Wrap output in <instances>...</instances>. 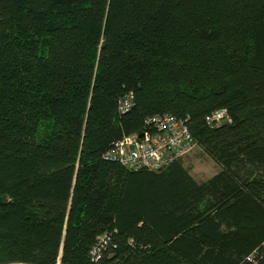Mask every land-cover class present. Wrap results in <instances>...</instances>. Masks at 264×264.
<instances>
[{
  "label": "trees",
  "instance_id": "trees-1",
  "mask_svg": "<svg viewBox=\"0 0 264 264\" xmlns=\"http://www.w3.org/2000/svg\"><path fill=\"white\" fill-rule=\"evenodd\" d=\"M163 113L216 175L102 159ZM263 244L264 0H0V264H244Z\"/></svg>",
  "mask_w": 264,
  "mask_h": 264
},
{
  "label": "built area",
  "instance_id": "built-area-1",
  "mask_svg": "<svg viewBox=\"0 0 264 264\" xmlns=\"http://www.w3.org/2000/svg\"><path fill=\"white\" fill-rule=\"evenodd\" d=\"M132 106V93H128L118 102V113L125 114ZM188 118L176 117L171 113L146 117L145 130L138 134L124 135L114 142L102 154V159L118 164L130 172L140 170L159 171L170 163L190 153L197 145L188 125ZM230 122L226 108H219L205 116L204 123L214 129ZM91 248L92 262H97L111 242L109 234H103ZM244 264H264V244L254 248L244 258Z\"/></svg>",
  "mask_w": 264,
  "mask_h": 264
},
{
  "label": "rangeland",
  "instance_id": "rangeland-1",
  "mask_svg": "<svg viewBox=\"0 0 264 264\" xmlns=\"http://www.w3.org/2000/svg\"><path fill=\"white\" fill-rule=\"evenodd\" d=\"M186 157H189L190 160L185 161V166L189 169L191 175L198 181L206 179L219 170L218 166L207 157L197 145Z\"/></svg>",
  "mask_w": 264,
  "mask_h": 264
},
{
  "label": "crops",
  "instance_id": "crops-1",
  "mask_svg": "<svg viewBox=\"0 0 264 264\" xmlns=\"http://www.w3.org/2000/svg\"><path fill=\"white\" fill-rule=\"evenodd\" d=\"M189 154H190V153H188L187 155H189ZM187 155L183 156V157H182L181 159H179V160L181 161V164H182L183 168H184L185 170H187L188 174H189V175H190V176H191L196 182H198V183H201V182H204V181L210 179L211 177H213L214 175H216V174L220 171V168L218 167L219 170H218L216 173H213V175L207 177V178L204 179V180L198 181V180H196V178H194V177L191 175L189 169L185 166V164H186L185 161H186V160H187V161L190 160L189 157H186Z\"/></svg>",
  "mask_w": 264,
  "mask_h": 264
},
{
  "label": "water",
  "instance_id": "water-1",
  "mask_svg": "<svg viewBox=\"0 0 264 264\" xmlns=\"http://www.w3.org/2000/svg\"><path fill=\"white\" fill-rule=\"evenodd\" d=\"M142 136V134H139V137H141Z\"/></svg>",
  "mask_w": 264,
  "mask_h": 264
}]
</instances>
